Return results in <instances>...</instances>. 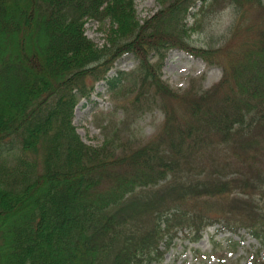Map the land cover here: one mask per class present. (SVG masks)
Returning <instances> with one entry per match:
<instances>
[{
	"label": "trees",
	"instance_id": "trees-1",
	"mask_svg": "<svg viewBox=\"0 0 264 264\" xmlns=\"http://www.w3.org/2000/svg\"><path fill=\"white\" fill-rule=\"evenodd\" d=\"M155 1L140 22L135 0H0V264H155L178 233L196 243L214 224L248 233L259 245L250 263L263 264L264 162L246 152L264 153V0ZM219 5L229 24L193 45ZM87 21L108 22L101 47L86 38ZM170 50L217 67L220 79L179 94L161 78ZM122 55L135 70L108 79ZM99 81L112 98L130 97L136 115L163 114L144 145L115 131H102L100 146L80 140L74 109ZM212 146L232 149L238 170L228 159L203 170L199 151ZM218 165L217 175L240 174L212 182ZM223 193L227 211L185 208L190 195Z\"/></svg>",
	"mask_w": 264,
	"mask_h": 264
},
{
	"label": "rangeland",
	"instance_id": "rangeland-1",
	"mask_svg": "<svg viewBox=\"0 0 264 264\" xmlns=\"http://www.w3.org/2000/svg\"><path fill=\"white\" fill-rule=\"evenodd\" d=\"M134 4L136 16L140 22L152 17L159 10V5L155 0H135ZM199 5V2H197L192 12H195ZM219 9L220 11L213 17L212 22L207 25L204 31H196L191 36V43L193 45L204 46L208 39L205 35H218L229 24L231 19L230 10L223 9L222 5H219ZM192 21L189 18L188 24L190 25ZM108 27V22L99 25L93 21H87L84 25V34L96 47H101L104 43V34ZM135 66L136 61L131 56L124 55L114 63V67L108 73L107 77H114L117 72H124L131 75L130 73L135 70ZM161 76L162 80L171 89L177 90L181 94V91L199 79L198 84L201 89L209 88L220 78V70L217 67L208 68L199 59L177 50H171L166 54ZM133 106L134 104L130 102V97H123L117 100L112 98L107 93V85L104 82H100L94 84V92L91 94L89 101L81 100L75 107L72 124L76 128L80 140L84 144L92 147L100 146L104 138L102 133H108L110 131L118 132L123 139L130 140L133 144H138V146L144 145L146 140L154 135L159 123L162 121L163 114L156 107H152L150 111L146 110L136 115L132 110ZM124 117L123 122L122 118ZM110 119L115 120L116 123L110 124ZM111 126L114 127L111 128ZM102 128L110 129L104 131ZM231 151L232 149L229 151H219L215 146L211 148L203 147L199 151V160H201L200 167L208 171L217 161H220L222 165L228 159L236 164L234 165V169L238 170L239 163L232 159ZM246 153L249 158L255 156L258 160L264 162V153L260 154L261 151L259 149L256 153L252 152V150ZM221 165L217 166L216 175L212 176L209 174L213 177L212 182H217L219 179L226 180L240 174L234 171L224 175H217L222 173L220 172L222 169ZM228 166V164H225V167ZM194 170L189 175L187 173L188 170L182 173V179L185 183L190 182V176ZM187 177L189 178L188 181L186 180ZM262 177L264 181V170ZM169 179L171 178H167L166 180ZM207 181H200V183H206ZM164 183L160 182L162 186L157 189L161 190V187L169 182ZM201 186L198 185L197 187L202 188ZM249 192L247 190L243 194L231 196V199L235 197L246 198ZM197 195L186 197L184 202L186 209L200 207L205 212L210 207V213L207 215L213 214L214 216L230 208L229 195L227 193L210 196L205 194ZM172 206V203L165 198L161 207L166 209L172 208ZM146 222L149 224L151 218H146ZM173 242L174 244L170 247L171 249L166 251L162 259L155 264H248L252 259L250 255L258 249L256 241L244 232L241 231L239 235L231 236L226 232H216V227L207 228L201 240L195 244L189 243L187 240H182L180 235ZM259 258L262 261L260 263H263V252L260 253Z\"/></svg>",
	"mask_w": 264,
	"mask_h": 264
}]
</instances>
